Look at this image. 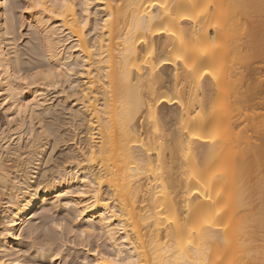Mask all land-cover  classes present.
Masks as SVG:
<instances>
[{
    "label": "bare ground",
    "instance_id": "obj_1",
    "mask_svg": "<svg viewBox=\"0 0 264 264\" xmlns=\"http://www.w3.org/2000/svg\"><path fill=\"white\" fill-rule=\"evenodd\" d=\"M70 2L64 20L25 14L45 57L25 66L16 3L0 0V261L24 263L23 227L53 204L101 230L111 250H95V264H264V113L238 128L225 110L264 102L255 84L242 88L264 68V0ZM61 65L84 75L59 89L17 79ZM60 115L74 130L54 127Z\"/></svg>",
    "mask_w": 264,
    "mask_h": 264
},
{
    "label": "rangeland",
    "instance_id": "obj_2",
    "mask_svg": "<svg viewBox=\"0 0 264 264\" xmlns=\"http://www.w3.org/2000/svg\"><path fill=\"white\" fill-rule=\"evenodd\" d=\"M13 2L16 3V5L14 4V7H16L14 8L15 10L14 13L16 12L15 14L17 15V16L15 15L17 17V18L15 17V19H18L16 20L18 24L16 28L17 30L18 29L19 30L18 33L16 31V36H15V39L16 38L18 39H16V42L14 41L12 42H14L17 48H19L18 49L20 51L19 53H21L20 57L23 60L22 64L25 63L24 65L28 66V63L29 64L34 63L37 59L41 61L45 57L41 54V52H39L40 51L39 46L37 47V45L35 44V43L38 44L37 34H35L37 32L35 31L34 28L32 27H31L32 29L30 28L29 23L25 19L26 12L23 11L24 9L23 7H25L26 0H13ZM224 9L225 11L230 10L227 6H224ZM20 14L23 16L21 17ZM22 19L24 20V23L21 22ZM20 31L22 36L20 34ZM33 38L36 39V40L34 39L35 43L34 41L32 42ZM33 44L36 45V48H38L39 51H34L35 45L32 46ZM41 56H43L44 58ZM44 60H42V62H45ZM257 72L258 73H253L249 71L246 72L244 81L242 82L243 89L246 88L247 85L249 84H255L258 88V92L260 91V89L264 90V68L259 69ZM56 92H58V90H53L51 92L52 93L51 96L54 97L53 94H55L56 98H58L61 94ZM262 92L263 91H261L260 93ZM64 93L67 92L65 91ZM258 96L264 97V92L262 93L261 96L260 94ZM263 103L262 105H258L256 109L252 110L250 107L248 108V106H243V105L240 108H238L237 104L231 102L229 106L226 107L225 110L228 113L229 117H231L233 120L240 117V120L238 121L240 125L238 126V128H241L254 117V113H262V114L264 113ZM58 107L61 109L60 106ZM63 107L65 106L63 105L62 108ZM65 110L68 112L67 109ZM52 113L55 112L52 111ZM2 114L3 112L1 113V117H0L1 120L4 118V115L2 116ZM61 116L62 115H60L59 118L57 119L58 121L57 124L56 121L54 122L55 123L54 127H57L60 122H61L60 124H62V120L64 119L61 120L60 119ZM63 116L65 117L66 115L63 114ZM4 120L6 119H3L2 121L4 122ZM62 126L64 125L62 124ZM62 126H61L62 130L68 127L69 129H65V130H72V129L74 130V127L71 128L70 125L69 126L67 125V127L64 126L65 128H62ZM253 130L255 129L246 130V133L251 137L252 140L257 141L256 139L257 133L254 132ZM259 130L261 129L259 128ZM66 146L68 145H65V147L64 145L61 147H57L58 149L54 150L53 155L57 157L55 158L57 161L60 162L61 159L64 160L65 156L63 153H65L66 149H68ZM61 152H63L62 153L63 156L60 154ZM51 206H54L55 209ZM47 207H48L47 210H49V212L44 211L46 214L42 212L39 213L44 215L40 216L38 214V216L35 217L36 219L33 218L31 221L27 222L25 227H23L20 240L18 241L20 247L23 249L22 251V256L24 258L23 264H55L52 263L48 257L50 252L53 250L60 252V255L62 257L61 261H59V263L57 264H85V262H87V264H95L94 251L97 248L100 251L111 250V246L109 242L106 240V238L104 237V235L102 234L101 230L98 227L91 229V232L83 237L79 235V233L84 231V229H89L88 228L89 225L86 220L82 219L81 217L78 218L76 216V211H74L75 210L74 207H70L66 209L58 206L59 208H56L57 206L53 204L51 205L49 204V206ZM50 208H52L53 211ZM53 220L57 222L59 221L58 223L63 222L65 225L64 230L61 231L59 229L51 228L50 226L53 224ZM29 236H31V239H29ZM15 251H16L15 249H11L10 253H14ZM42 254L43 257L41 256Z\"/></svg>",
    "mask_w": 264,
    "mask_h": 264
},
{
    "label": "snow or ice",
    "instance_id": "obj_3",
    "mask_svg": "<svg viewBox=\"0 0 264 264\" xmlns=\"http://www.w3.org/2000/svg\"><path fill=\"white\" fill-rule=\"evenodd\" d=\"M29 6L24 8L23 11L28 13L32 12L34 10H40L45 13H48L50 16L56 17L59 12V19L64 20L65 15L73 9V4L70 2V0H55L54 3L48 4L46 3V0H28ZM160 7H165V5H159ZM153 7H157V5H153ZM85 16H87V13H85ZM112 20V16H108L107 19L104 20V25H107L108 22ZM69 27L76 28L75 25H70ZM88 19H83L82 22L79 24V28H76L77 31H82L85 29H88ZM99 25H97V28ZM91 51V49L89 50ZM179 59V58H178ZM73 73H77L80 76L84 75V72L81 70L77 72V68L69 66L65 67L63 65L59 67L54 68H47V69H41L38 68L36 71L30 73L28 76H24L23 74H18L17 79L21 80L23 84L31 86L36 83H44L46 87H54L59 89L60 83H58V80H63L65 76H70ZM75 87V86H73ZM82 95L84 97L88 96L87 92H83ZM4 104H8V100H4L3 104H0V107H3ZM32 104V100H28L26 103L19 105L20 112H24L29 105ZM93 155H95V149L92 150ZM100 184L104 183V180L101 179L99 181ZM95 187V185H93ZM64 195H67V193H64ZM76 195L79 196H85L86 193L81 191L76 193ZM51 228L59 229L61 231L64 230L65 225L63 222L61 223H53ZM91 231V229H84L83 232L79 233L81 237L85 236ZM6 235H10V233H5ZM29 239H31V236H29ZM189 243H191L189 241ZM96 255H100V250L96 249ZM0 264H3L2 261H0ZM87 264V262H85ZM97 264H135V262L131 259L127 258H121L118 255H111V256H103L102 259L97 261Z\"/></svg>",
    "mask_w": 264,
    "mask_h": 264
}]
</instances>
